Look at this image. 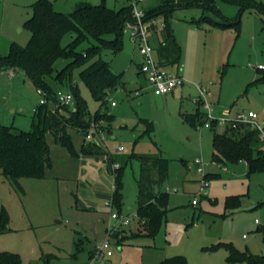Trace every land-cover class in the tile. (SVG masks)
Wrapping results in <instances>:
<instances>
[{"label": "rangeland", "instance_id": "1", "mask_svg": "<svg viewBox=\"0 0 264 264\" xmlns=\"http://www.w3.org/2000/svg\"><path fill=\"white\" fill-rule=\"evenodd\" d=\"M36 1L0 0L1 55L9 53L12 43L23 47L28 44L31 32L25 23L32 17V5ZM50 1L56 11L68 14L81 3H103L118 10L126 0ZM256 1L264 4V0ZM160 2L144 0L141 8H155ZM217 7L229 21L239 16V7L226 0H218ZM201 18L202 10L195 8L177 10L170 19L182 50L179 73L186 79L185 86L174 94L156 96L148 89L145 77L138 75L141 56L126 34L122 37L121 51L114 54L104 50L89 63L101 58L110 64L113 73L123 74L124 86L108 91L107 108L115 119L111 130L101 122L103 129L98 132L104 138L99 145L118 159L132 154H155L169 161V178L164 186L169 193L166 221L157 237L130 238L122 245L112 239L113 255L92 262L90 256L95 255V245L107 238L110 209L106 202L113 198V174L108 170L106 156L80 153L79 157H73L52 135H47L52 166L46 170V179L21 180L23 195L0 174V212L3 207L6 209L10 228L0 231L1 254H18L22 264H46L44 257L51 254L59 257L51 264H158L179 255L186 258L187 264H234L227 261L225 248L207 249L219 243H232L240 251L249 249L264 255L262 237L257 232L258 227L264 226V172L248 175L244 162L223 165L228 169L224 172L212 161L214 132L223 133L224 128L217 127L215 131L200 128L198 122L191 125L182 117L194 113L193 99L198 96L199 85L210 91L208 100L215 115L231 118L238 112L252 110L264 120V82L253 83L264 72L256 70L257 66H264V16L246 10L240 17L238 32L232 28H214ZM211 19L222 18L211 15ZM157 21L161 25L163 19ZM74 37L73 33L66 34L62 46L67 47ZM92 42L84 41L76 50L83 52ZM69 62L58 60L46 82L55 94L73 95L71 83L76 85L92 116L101 103L93 98L79 75L89 64L72 70V82L66 79L62 84L54 78ZM167 68L178 72V67ZM39 101L36 87L22 68L0 71V125L13 127L14 132L30 131L31 116ZM74 106L73 95L69 107ZM50 107L57 108L53 103ZM69 134L80 152L84 136L74 129H69ZM120 146L124 147L123 151ZM197 159L206 164L205 173H221V178L206 180L203 190L204 174L196 170ZM140 165L134 157L123 172V214L131 218L130 225L123 229L127 235L140 230L134 215ZM195 193L201 197L194 208L191 201ZM232 197L239 199V205L229 210L226 204Z\"/></svg>", "mask_w": 264, "mask_h": 264}, {"label": "trees", "instance_id": "2", "mask_svg": "<svg viewBox=\"0 0 264 264\" xmlns=\"http://www.w3.org/2000/svg\"><path fill=\"white\" fill-rule=\"evenodd\" d=\"M229 4L239 7V16L234 21H229L220 13L218 0H161L160 4L151 9H146L147 20L162 18L163 28L158 32L157 26H153L155 36H160L157 46L158 59L165 66L178 67L182 56V50L177 42L174 30L170 25L173 13L181 9H201L203 20L217 29L232 28L238 32L240 17L246 10H253L264 16V4L256 0H226ZM33 15L26 21L25 27L31 32V37L26 46L12 43L9 53L0 54V71L7 68L20 67L25 72L36 89L46 93L47 103L39 105L31 118V129L27 132H14L13 127L0 125V174L11 186L25 194L21 180L46 179V170L51 168L50 147L47 135H52L57 143L64 147L73 157L82 155L106 156L108 170L114 177L113 203L119 214L124 213L123 172L132 158L140 161V171L137 179L138 199L136 218L139 229L136 233L127 235L125 230H120L113 235L118 245H122L127 239L145 237L155 239L166 221L169 193L164 189L169 178V161L155 154H132L124 159H118L110 154L96 142H87L86 136L91 132L97 136L98 130L103 129L101 122L107 124L111 130V124L115 117L108 111V91L124 86L123 74H115L110 64L103 59L89 64L92 59L100 56L104 50H111L114 54L122 50V28L125 21L132 18L131 6L125 5L118 10L104 5H92L81 3L72 13H61L54 9L50 0H38L32 5ZM211 15H216L221 21H214ZM191 23H199L191 21ZM73 33L75 37L67 46H62V40L66 34ZM157 36V37H158ZM93 41L83 52L76 48L84 41ZM159 41V39H158ZM70 60L65 68L58 72L55 80L62 84L66 79H71V72L76 67H84L80 71V78L90 90L93 98L101 103L100 109L90 115L86 101L78 93V87L71 83V89L75 97V106H57L56 95L51 86L46 82V77L54 73V65L60 60ZM139 70V65H138ZM259 71H261L259 69ZM263 71V70H262ZM70 74V75H68ZM138 75H142L140 70ZM264 82L263 76L253 83ZM252 85V84H251ZM138 91V90H137ZM247 89L245 90V93ZM55 104L52 109L50 104ZM102 109H105L102 111ZM185 122L194 125L202 124L206 114L201 108L196 107L193 114H182ZM95 128H94V127ZM152 128L150 122L149 129ZM69 129L76 130L84 136L81 151L78 152L73 144ZM212 130H216L212 129ZM212 161L220 165H238L245 162L248 175L254 172H264V141L259 138V131L251 129L244 124L236 128L227 127L223 133H215L212 141ZM118 165V168H114ZM204 178L210 180L219 178V175L205 174ZM239 205L237 197L229 198L226 208L233 210ZM9 217L3 207L0 212L1 233L10 231ZM264 244V226L258 227ZM225 248L228 252L227 261L241 264H264V255L254 254L249 249L240 251L232 243H219L213 245L211 250ZM206 249V248H205ZM75 255V254H74ZM76 258V255L74 256ZM94 253L90 256L93 259ZM46 264L59 259L56 255H47ZM0 264H22L20 256L14 253H0ZM158 264H187L184 256H174L162 260Z\"/></svg>", "mask_w": 264, "mask_h": 264}, {"label": "built area", "instance_id": "3", "mask_svg": "<svg viewBox=\"0 0 264 264\" xmlns=\"http://www.w3.org/2000/svg\"><path fill=\"white\" fill-rule=\"evenodd\" d=\"M144 0H130L129 5L132 8V18L127 20L123 24L122 33L126 34L135 50L141 56V62L139 64V70L141 74L145 77L148 83V89H150L156 96H167L172 94L176 89L185 86L186 79L182 77L178 72H172L167 68L156 56V49L154 46L155 32L153 31V26H157L158 32L162 30L163 24L158 27L157 20H147L146 11L141 8V4ZM258 69L264 70L263 65L257 66ZM198 91V96L193 99V103L196 107L201 108L206 114V119L202 121L200 128L205 129H215L217 127H227L236 128L239 124H244L251 129H256L259 131V138L264 141V121L260 119L259 114L253 111L241 112L236 116L227 118L225 116H217L214 114L213 106L209 102L208 97L210 96V91L201 87L196 86ZM142 89L136 91V95H139ZM37 93L40 96V105L47 103V95L41 90L37 89ZM73 102V95L71 93L58 92L56 95V105L57 106H69ZM111 105L116 106L115 102ZM94 127V126H93ZM95 128V127H94ZM103 134L98 133L94 136L93 133H89L86 136L87 142L95 141L97 144L103 143ZM121 151L124 150L123 146L119 148ZM197 166V172L203 175L202 187L207 186L206 179L204 178L205 172L204 167L206 164L202 160H195ZM114 168H118L115 165ZM166 191L168 189L166 188ZM201 197V194H199ZM199 196L196 194L192 200V205L197 206L199 201ZM106 206L110 209V220L108 227L106 229L107 238L104 242L95 245V255L93 261L98 258H109L113 255L112 251V239L113 235L123 230L131 223L130 215L119 214L114 206L113 200L106 202ZM136 216V214H135Z\"/></svg>", "mask_w": 264, "mask_h": 264}, {"label": "crops", "instance_id": "4", "mask_svg": "<svg viewBox=\"0 0 264 264\" xmlns=\"http://www.w3.org/2000/svg\"><path fill=\"white\" fill-rule=\"evenodd\" d=\"M129 1L130 0H126V1H124V3L121 5V7L122 6H125V5H128L129 4ZM144 9L146 10L147 8H145L144 7ZM160 23V22H159ZM162 23V22H161ZM158 27H160V24L158 25ZM158 36V35H157ZM155 36V38H154V40H153V42H154V46H155V48H157V46H158V44H159V42H160V39H161V37L160 36ZM158 39H159V41H158ZM156 56H157V51H156ZM158 57V56H157ZM139 65V64H138ZM179 70L180 69H178V73H179ZM256 70H258L259 71V69L258 68H256ZM262 71V70H261ZM264 71V70H263ZM11 74V73H10ZM182 77H184L181 73H179ZM184 87V86H183ZM183 87H181V88H183ZM180 89V88H179ZM176 90H178V89H176ZM175 90V91H176ZM174 91V92H175ZM174 92L172 93V94H174ZM39 95V94H38ZM210 95H211V93H210ZM37 108V107H36ZM36 108L33 110V113H34V111L36 110ZM214 108V107H213ZM195 110H196V106L194 105V110H193V112H195ZM250 111H252V110H250ZM192 112V113H193ZM254 112V111H253ZM238 113H240V112H238ZM237 113V114H238ZM215 114V113H214ZM217 116H219V115H217ZM221 116H223V115H221ZM260 117V116H259ZM261 119V118H260ZM262 120V119H261ZM264 121V120H263ZM245 163V162H244ZM246 164V163H245ZM220 165V164H219ZM227 166V165H226ZM220 168H223V170H224V172L225 171H228V169H227V167H223V165H220ZM222 170V171H223ZM216 171H214V173H212V172H208V174H213V175H219V178H221V173L220 172H216ZM207 174V173H206ZM166 189V188H165ZM196 194L197 193H195V195H194V197L196 196ZM194 197H193V199H194ZM192 199V200H193ZM191 204H192V201H191ZM198 204H199V202H198ZM193 206V205H192ZM198 206V205H197ZM194 208L196 207V206H193ZM168 208V207H167ZM136 214V211H135V213H134V215ZM127 215H129V214H127ZM255 223H256V225L258 226L259 225V223H258V220H255ZM243 237H245V235H243ZM95 248V247H94Z\"/></svg>", "mask_w": 264, "mask_h": 264}]
</instances>
